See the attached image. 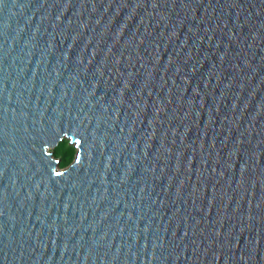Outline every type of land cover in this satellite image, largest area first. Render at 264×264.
<instances>
[{
  "label": "water",
  "instance_id": "water-1",
  "mask_svg": "<svg viewBox=\"0 0 264 264\" xmlns=\"http://www.w3.org/2000/svg\"><path fill=\"white\" fill-rule=\"evenodd\" d=\"M0 264H264V0H4Z\"/></svg>",
  "mask_w": 264,
  "mask_h": 264
},
{
  "label": "trees",
  "instance_id": "trees-1",
  "mask_svg": "<svg viewBox=\"0 0 264 264\" xmlns=\"http://www.w3.org/2000/svg\"><path fill=\"white\" fill-rule=\"evenodd\" d=\"M52 152L60 159V166L66 167L73 161L76 154V147L69 142L68 138H63L52 149Z\"/></svg>",
  "mask_w": 264,
  "mask_h": 264
},
{
  "label": "snow or ice",
  "instance_id": "snow-or-ice-1",
  "mask_svg": "<svg viewBox=\"0 0 264 264\" xmlns=\"http://www.w3.org/2000/svg\"><path fill=\"white\" fill-rule=\"evenodd\" d=\"M4 4V0H0V5ZM57 175H61L60 173H57Z\"/></svg>",
  "mask_w": 264,
  "mask_h": 264
},
{
  "label": "rangeland",
  "instance_id": "rangeland-1",
  "mask_svg": "<svg viewBox=\"0 0 264 264\" xmlns=\"http://www.w3.org/2000/svg\"><path fill=\"white\" fill-rule=\"evenodd\" d=\"M50 150H52V149H50Z\"/></svg>",
  "mask_w": 264,
  "mask_h": 264
}]
</instances>
